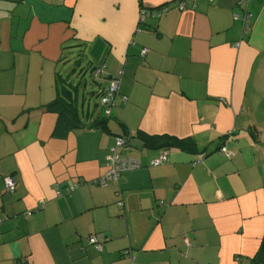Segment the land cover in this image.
Wrapping results in <instances>:
<instances>
[{"label": "crops", "instance_id": "obj_1", "mask_svg": "<svg viewBox=\"0 0 264 264\" xmlns=\"http://www.w3.org/2000/svg\"><path fill=\"white\" fill-rule=\"evenodd\" d=\"M179 2L0 0V264H252L264 241V0ZM103 64L109 80L91 88L85 69ZM112 79L120 96L99 124ZM55 102L71 125L62 136ZM120 136L142 168L98 186ZM163 152L169 162L152 166Z\"/></svg>", "mask_w": 264, "mask_h": 264}, {"label": "built area", "instance_id": "obj_2", "mask_svg": "<svg viewBox=\"0 0 264 264\" xmlns=\"http://www.w3.org/2000/svg\"><path fill=\"white\" fill-rule=\"evenodd\" d=\"M186 0H180L179 2V8L184 9L186 6ZM168 10V8L163 7L155 12H150L147 10H142L140 14V22H143L146 17L148 16H154V17H160L163 13H165ZM243 23L245 26V29H248L250 26V17L246 16L243 19ZM149 52L148 49L144 48L141 51V56H145ZM106 65H100L95 70L93 76L96 79V81H101L102 77L104 75V72L106 70ZM120 79H112L111 84L109 88L107 89V93L102 98L103 105L107 106L106 109V115L110 116L112 113L113 104L115 101V98L118 96L120 91ZM123 100L127 102V98L123 97ZM130 148L127 146V140L125 137H118L116 140V145L111 149L112 157L110 162L108 163L109 170L107 173L94 181V183L101 187H106L111 180H118V178L125 172L128 171H134L139 170L142 168V163L140 160L129 158L127 156H123L127 150ZM228 156L231 155V153H227ZM169 156L167 152H163L159 157L153 159L151 161L152 166H161L169 162ZM16 188V182L14 179L9 178L6 181V189L8 192L12 193ZM78 188L77 184H73L70 187H68L66 194H71L75 189ZM57 194L61 195V188L60 186H57ZM29 215V212L27 213ZM102 235H95L89 239V244L93 245L97 248H99L101 251L103 250V242H102Z\"/></svg>", "mask_w": 264, "mask_h": 264}, {"label": "trees", "instance_id": "obj_3", "mask_svg": "<svg viewBox=\"0 0 264 264\" xmlns=\"http://www.w3.org/2000/svg\"><path fill=\"white\" fill-rule=\"evenodd\" d=\"M160 8H163V7H160ZM159 8V9H160ZM152 12V11H150ZM141 25V23H140ZM98 66H95V67H87L85 70H87V72H90L91 74V81L89 82V86L91 88H94L95 86H98V87H102V82L105 81V80H109L107 77L105 78L104 76H101L102 79L101 81H96V79L94 78L93 74L95 72V70L97 69ZM107 67V66H106ZM110 84H111V80H110ZM110 86V85H109ZM109 86L104 89L102 91V93H100V97H101V105L103 106V108H105V114H106V109H107V106L103 105L102 103V98L104 97V95L107 93V89L109 88ZM96 95H99V92H96L95 93ZM64 107V106H63ZM61 107V105H58V103H53L51 105H49V109H52L54 110L55 112L58 113V120H57V124H56V127H55V134L58 135V136H62L64 134V132H66V130L70 129V122H69V118L67 116V112H66V107ZM109 118V116H105L103 119L104 121L99 123V124H105L106 120ZM142 132L139 133V135L143 136L145 140H147L146 138H148V135L144 134ZM120 137H125L126 140H127V146L130 148V137L128 136H120ZM161 139V138H160ZM165 139H167V142L166 143H169L170 140H172L173 142L177 141V143H184L185 140H182V141H178L176 139H173L171 137H166ZM169 139V140H168ZM108 170H109V167H108ZM107 170V171H108ZM107 173V172H106ZM97 180V179H96ZM94 183V182H93ZM73 184H77L78 186L80 185L78 182H75ZM95 184V183H94ZM252 264H264V241L262 243V246L260 248V250L258 251L257 255L255 256V258L252 260Z\"/></svg>", "mask_w": 264, "mask_h": 264}, {"label": "rangeland", "instance_id": "obj_4", "mask_svg": "<svg viewBox=\"0 0 264 264\" xmlns=\"http://www.w3.org/2000/svg\"><path fill=\"white\" fill-rule=\"evenodd\" d=\"M141 25H142V24H141ZM140 58H141V57H140ZM84 62H85V63H84L85 65H86L87 62H88V60H87L86 57H84ZM69 64H70V63H69ZM69 64H68V65H69ZM68 65H67V66H68ZM67 66H66V67H67ZM98 66H99V65H98ZM66 67H62L61 69H65ZM85 74H86V78H88L89 81H91V78H90V77H91V74H90V72H86ZM122 79H123V78H122ZM119 92H120V91H119ZM119 96H120V95L118 94V97H119ZM116 99H117V98H115V101H116ZM121 100H122V97H121ZM96 102L99 103V106H97V108H98V109H97V110H98V113H100V110H103V111H104L103 106L100 104V98H98V99L96 100ZM114 120H115V119H114ZM75 190H76V189H75Z\"/></svg>", "mask_w": 264, "mask_h": 264}]
</instances>
